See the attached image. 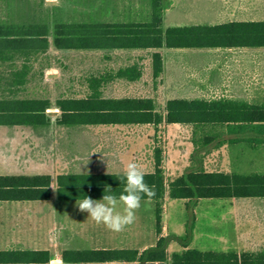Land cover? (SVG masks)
<instances>
[{
	"label": "rangeland",
	"instance_id": "obj_1",
	"mask_svg": "<svg viewBox=\"0 0 264 264\" xmlns=\"http://www.w3.org/2000/svg\"><path fill=\"white\" fill-rule=\"evenodd\" d=\"M129 2L128 5V0H0V23H46L51 29L47 52L16 53L10 59L0 60V98H50L53 105L49 111L58 110L59 114L60 110L56 107L58 98L82 97L89 94L88 77L92 72L91 66L97 71L107 63L109 69H118L120 66L133 64L141 57L144 59L142 78L135 82L117 80V83L127 84L121 88L110 89L109 92L105 91V97H152L161 112H165L169 99H191L193 94L189 89L196 82L192 75L195 68L206 66L212 60L211 52H205L209 48L163 47L161 53L167 67L164 82L155 78L153 53L150 55L149 52H144L147 49H123L133 54L128 56L124 53L116 54L114 49L107 51L57 48V23L120 20L140 22L152 19V0ZM125 4L128 5L127 17H118V13L125 10ZM220 10L222 4L215 0H163V26L166 28L177 25L214 24L212 22L219 20L217 11ZM24 70V83H17V74L21 76ZM58 114H50L53 122L49 125L0 124V174L52 175L50 199L0 200V250L49 249L52 253L62 256L67 249H94L106 244L133 246L130 245L134 244L130 239L132 230L127 231V228L119 232L116 239H112L115 241L110 242L106 238L104 225L94 224L95 221L88 218V213L79 210V199L61 200L58 197V175L123 173L131 162L140 165L145 173L154 172V141L158 132L156 125H61L56 122ZM177 125L185 129L193 126L189 123ZM233 127L235 126H229L225 130ZM216 132L218 131H211V134ZM199 136V133L195 136L188 130L179 135L169 134L168 159L171 167L166 171L164 199L169 205V211L165 214L169 225L167 247L172 253L183 250L186 245L201 250H237L236 242L225 243L223 237L229 233L232 225H236L241 215L248 233L253 238L251 247L264 249L263 197L243 199L241 206H237L238 202L232 198L186 201L183 198L171 197V181L180 176V172L189 170L190 165H201L206 159V156L197 151L200 144L203 145L198 141ZM225 137L227 136L221 134L216 141L219 143ZM225 148L226 145H222L220 149ZM224 151L219 155L221 159L230 157L229 159L235 161L233 157L238 153H230L228 157V151ZM189 155L194 160L188 161ZM260 165L258 153L251 149L250 155L244 154L237 168L235 163L232 168H235L237 173L251 174L259 172L257 170L260 169L255 167ZM122 207L121 205V210ZM235 209H239L237 215ZM259 218L262 220L261 225L257 224ZM144 219L148 230L146 236L151 238L157 227L156 210H146ZM235 231L230 234L236 236ZM58 261L60 260H53L54 263Z\"/></svg>",
	"mask_w": 264,
	"mask_h": 264
},
{
	"label": "trees",
	"instance_id": "obj_2",
	"mask_svg": "<svg viewBox=\"0 0 264 264\" xmlns=\"http://www.w3.org/2000/svg\"><path fill=\"white\" fill-rule=\"evenodd\" d=\"M153 15L144 22H70L57 23L55 42L61 50L116 48H202L262 47L264 21H232L220 24L163 26V0H152ZM50 27L46 23H0V60L16 53L47 52ZM154 75L164 71L161 52L153 54ZM26 70L17 78L24 83ZM136 80L142 76L138 65L120 68L108 77ZM107 78L92 76L88 96H63L56 100L61 125L189 123L195 127L198 141L209 144L225 135V128L236 125L264 124V103L253 104L229 98H172L161 112L152 97H104ZM50 98H0V124L49 125L52 116ZM218 131L211 134V131ZM212 135H215L212 137ZM197 139V138H196ZM221 140V139H220ZM224 140V138H223ZM221 140V142L223 141ZM123 173H61L58 197L61 200L102 199L109 188L117 197L124 183ZM145 181L154 188L153 199L165 196L166 180L161 152L157 149L154 172L145 173ZM51 174H0V200H47L52 195ZM173 198L264 197V173L241 174L226 171L188 170L170 183ZM144 199H147L145 197ZM160 207H157V231L161 233ZM49 249H2L0 264H51ZM65 264H264V249L258 251L201 250L187 248L169 257L166 238L143 251L136 248L67 249L61 257Z\"/></svg>",
	"mask_w": 264,
	"mask_h": 264
},
{
	"label": "crops",
	"instance_id": "obj_3",
	"mask_svg": "<svg viewBox=\"0 0 264 264\" xmlns=\"http://www.w3.org/2000/svg\"><path fill=\"white\" fill-rule=\"evenodd\" d=\"M131 2L133 0H130ZM220 1L222 4V10L218 13L219 20L214 21V24H220L225 22H232V21H264V0H215ZM127 2V1H126ZM125 2V3H126ZM128 0V5H129ZM128 5L125 4V10L121 13L119 12L118 17H127L128 12ZM131 12V11H130ZM153 14V8H152ZM124 19V18H123ZM112 22H138V21H127V20H120V21H112ZM144 22V21H140ZM202 48H209L205 52H211L212 60L206 64V66L195 68L194 75L192 77L195 79L194 86H191L189 92L193 94L192 98H202L207 100L212 99H220V98H229L234 100L245 101L253 104H263L264 103V46L262 47H202ZM126 48H116L114 49L117 53H124V55L133 56L130 53L123 51ZM136 49H147L144 52L151 53L161 52L162 48H136ZM96 50H111V49H96ZM148 53V54H149ZM135 56V55H134ZM143 56V55H142ZM136 57V56H135ZM136 59V58H135ZM143 61L144 59L137 58L133 64L128 66H120L118 69H109V65L107 63L103 64L95 71L96 69L90 67L92 72L88 77V85L89 79L92 76H100L107 78V81L104 82L102 91L103 96L105 91L110 89L121 88L125 86L124 84L127 83H117V80L124 79L128 81H138L143 76ZM102 63V61H101ZM133 65H138L142 71V76L136 80H130L124 77H108L109 75L116 74L120 68H126ZM166 62L164 59V71L158 77V80H162L164 82V78L166 76ZM111 83H113L111 85ZM110 84V85H109ZM157 87V85H156ZM91 93V88L89 85V94ZM88 94V95H89ZM87 95V96H88ZM105 97V96H104ZM130 97V96H126ZM118 98V97H114ZM53 122V121H52ZM179 123L169 124L166 121V118L160 125H156L158 132L157 137L154 141V149L155 153L157 154V149L161 152L162 157V166L164 169L165 180H166V171L169 170L171 167V163L168 159L170 150L168 145V140L170 139L169 134L179 135L180 133H185L186 130L191 134H195V127H188L189 129H185L183 127H179L177 125ZM183 128V129H182ZM161 132V135L159 133ZM227 137L224 138L222 142L219 143L216 141L217 138L212 139L209 144H203L198 147L197 151L200 155L206 156L205 161L201 165H190L189 170H206V171H226V172H237L235 168L239 165L240 160H243L244 154L250 155L251 149H255L258 153V158L261 163L260 166H256L260 170L259 172L264 173V124H256V125H236L231 129H227ZM215 135H212L214 137ZM226 140V141H225ZM225 141V142H224ZM223 143V144H220ZM222 145H226L225 149H220ZM107 149L106 147H103ZM227 153L228 157L231 153L236 154L233 159H221L219 155L223 152ZM103 151V150H102ZM104 153V152H103ZM216 154V156H215ZM188 161L194 160L191 155L187 157ZM156 162V161H155ZM233 169L232 167L234 166ZM226 165V167H225ZM156 168V167H155ZM227 168V169H224ZM188 171V170H187ZM186 172V171H185ZM149 173V172H146ZM183 174V172H180ZM34 175V174H30ZM180 175V174H179ZM260 197V196H259ZM250 198V197H232L233 200L237 203V206L242 205L243 199ZM264 198V197H263ZM165 196L159 200L157 199H144L142 200V206L136 213V220L133 225L128 227L127 231H133L130 235L131 241H134V244H130L133 246H118L117 244H106L97 246V248H136L141 251L154 247L159 238L164 236L166 238V243L168 236H169V225L166 222L165 214L169 211V205L164 200ZM186 201L191 199L183 198ZM204 199L209 198H202L196 199L197 201H201ZM193 200V199H192ZM262 208L264 210V199L262 201ZM160 207V214H161V233H158L157 227L156 232L153 233L151 238L146 236L147 226H145V219H144V212L146 210L153 211L156 210L157 207ZM235 214L237 215L239 209H235ZM264 215V214H263ZM244 218L239 216L236 225H232L230 231L227 235H224L223 239L226 242L235 243L237 246V251H258V249H254L251 246L253 245V238L250 233H248L247 226L243 223ZM96 224V222L94 223ZM257 224L261 225L262 220L259 218L257 220ZM104 232L107 234L106 238L111 242L112 239H116L118 236L117 232L110 231L104 226ZM218 229V228H217ZM154 230V228H153ZM236 230V231H235ZM264 231V226L262 227ZM148 231V230H147ZM233 231L237 232L236 236L232 235ZM24 238V237H23ZM144 241H143V240ZM115 241V240H114ZM113 241V242H114ZM143 241V242H142ZM233 245V244H232ZM167 246V245H166ZM189 248L187 245L184 249ZM26 249V248H23ZM37 249V248H31ZM183 249V250H184ZM236 250V249H235ZM263 250V249H262ZM167 251L169 257L173 255V253L167 247ZM182 251V250H181ZM52 253V252H51ZM52 261L51 264L54 263L53 260H60L58 262H62L65 264L64 260L61 258V255L52 253ZM57 262V263H58Z\"/></svg>",
	"mask_w": 264,
	"mask_h": 264
},
{
	"label": "clouds",
	"instance_id": "obj_4",
	"mask_svg": "<svg viewBox=\"0 0 264 264\" xmlns=\"http://www.w3.org/2000/svg\"><path fill=\"white\" fill-rule=\"evenodd\" d=\"M119 179L124 183V188L118 197L106 188L102 199L84 197L77 200L79 210L88 213V218L117 233L135 223L136 213L145 197L151 199L156 195L154 188L145 181V172L135 162L127 165L123 177Z\"/></svg>",
	"mask_w": 264,
	"mask_h": 264
},
{
	"label": "water",
	"instance_id": "obj_5",
	"mask_svg": "<svg viewBox=\"0 0 264 264\" xmlns=\"http://www.w3.org/2000/svg\"><path fill=\"white\" fill-rule=\"evenodd\" d=\"M58 110H54V111H49L50 114H54V115H57L58 114ZM52 264H63L62 262H58V263H52Z\"/></svg>",
	"mask_w": 264,
	"mask_h": 264
}]
</instances>
